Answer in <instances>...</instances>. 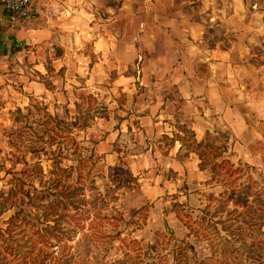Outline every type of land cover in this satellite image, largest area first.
<instances>
[{
    "label": "crops",
    "instance_id": "obj_1",
    "mask_svg": "<svg viewBox=\"0 0 264 264\" xmlns=\"http://www.w3.org/2000/svg\"><path fill=\"white\" fill-rule=\"evenodd\" d=\"M243 1L36 0L16 20L0 1V105L59 110L93 93L109 105L92 132L107 166L143 170L149 197L201 183L198 146L223 127L245 155L264 140V61Z\"/></svg>",
    "mask_w": 264,
    "mask_h": 264
},
{
    "label": "rangeland",
    "instance_id": "obj_2",
    "mask_svg": "<svg viewBox=\"0 0 264 264\" xmlns=\"http://www.w3.org/2000/svg\"><path fill=\"white\" fill-rule=\"evenodd\" d=\"M241 4L263 62L264 0ZM101 102L0 105V264H264V140L245 155L223 127L194 144L206 179L149 197L143 170L109 167L97 150Z\"/></svg>",
    "mask_w": 264,
    "mask_h": 264
},
{
    "label": "built area",
    "instance_id": "obj_3",
    "mask_svg": "<svg viewBox=\"0 0 264 264\" xmlns=\"http://www.w3.org/2000/svg\"><path fill=\"white\" fill-rule=\"evenodd\" d=\"M10 14L12 20L27 19L34 15L36 0H0Z\"/></svg>",
    "mask_w": 264,
    "mask_h": 264
},
{
    "label": "trees",
    "instance_id": "obj_4",
    "mask_svg": "<svg viewBox=\"0 0 264 264\" xmlns=\"http://www.w3.org/2000/svg\"><path fill=\"white\" fill-rule=\"evenodd\" d=\"M224 226L227 228V225H226V224H225ZM227 229H229V228H227ZM260 229H262V228L260 227ZM228 231H229V230H228ZM261 231H263V230H261Z\"/></svg>",
    "mask_w": 264,
    "mask_h": 264
}]
</instances>
